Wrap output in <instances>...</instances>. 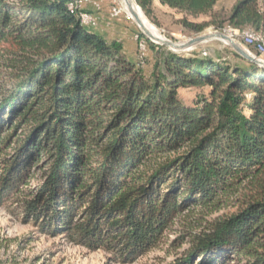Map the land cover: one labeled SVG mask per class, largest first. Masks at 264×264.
<instances>
[{
  "label": "trees",
  "instance_id": "obj_1",
  "mask_svg": "<svg viewBox=\"0 0 264 264\" xmlns=\"http://www.w3.org/2000/svg\"><path fill=\"white\" fill-rule=\"evenodd\" d=\"M155 1L193 33L227 25L264 38L257 0H135L153 22ZM80 12L74 0H0V155L14 141L0 199L44 157L25 217L120 263L159 247L185 209L234 199L196 235L187 264H264V68L233 49L174 52L140 32L159 49L146 71ZM192 87L207 93L187 104L178 91Z\"/></svg>",
  "mask_w": 264,
  "mask_h": 264
},
{
  "label": "rangeland",
  "instance_id": "obj_2",
  "mask_svg": "<svg viewBox=\"0 0 264 264\" xmlns=\"http://www.w3.org/2000/svg\"><path fill=\"white\" fill-rule=\"evenodd\" d=\"M231 1L220 0L219 4H229ZM115 3L121 8L118 15H111L113 5L109 0H74V4L81 11V23L84 26L92 30L101 31L102 29L103 35L109 41H121L126 55L135 60L141 59L143 68L149 71L154 52L159 49L157 46H151L150 43L155 42L146 35L143 34L151 42L138 38L141 30L136 22L127 16L122 0H115ZM154 8L156 22L144 16L157 28L161 36L173 42L181 43L196 35L207 34L214 30H221L227 34L235 32L231 29L232 27L223 25L219 29L210 26L200 33H193L178 22L180 14L160 6L157 1L154 3ZM82 16H94L97 19L96 26L91 22H82ZM205 17L199 16L197 20ZM140 41L141 47H145L144 50L139 48ZM227 49H232L227 43L219 39H209L178 52L224 54ZM255 55L258 54L255 53ZM259 56L264 58V55ZM206 93V87L180 88L178 91L179 97L187 104L194 103ZM13 145L14 141L0 155V160L12 152ZM43 160L44 157H40L37 164L30 168L25 182L19 186L21 191L0 199V264H187L188 251L193 246L196 235L210 228L218 219L233 213L237 208V201L234 199H230L217 210L189 207L175 218L171 228L164 234V240L159 247L150 249L133 262H115L110 253L105 250H88L68 241L62 235L49 236L43 232L38 222L25 217L23 203L29 199L28 195L37 191L43 181ZM198 261V258H192L189 264H198ZM230 262V264H242L232 260Z\"/></svg>",
  "mask_w": 264,
  "mask_h": 264
},
{
  "label": "water",
  "instance_id": "obj_3",
  "mask_svg": "<svg viewBox=\"0 0 264 264\" xmlns=\"http://www.w3.org/2000/svg\"><path fill=\"white\" fill-rule=\"evenodd\" d=\"M124 1L126 3L128 12L130 13L133 20L136 22L137 26L140 28L141 32L155 43L164 45L168 49L174 52H178V51L186 50L197 43H200V42H203L209 39L224 40L237 54H239L240 56L246 58L247 60L254 62L264 68V58L263 57H260L259 55H255V53L245 48L239 41L232 38L230 35H228L227 33L221 30H214L207 34L196 35L195 37H191L188 40L181 42V43L173 42L163 36L161 37L155 36L152 32H150L143 26L141 18L137 14V11L140 10L141 13L143 12L141 8L139 7V5L135 2V0H124Z\"/></svg>",
  "mask_w": 264,
  "mask_h": 264
},
{
  "label": "built area",
  "instance_id": "obj_4",
  "mask_svg": "<svg viewBox=\"0 0 264 264\" xmlns=\"http://www.w3.org/2000/svg\"><path fill=\"white\" fill-rule=\"evenodd\" d=\"M112 3L111 7V15H118L120 13L121 8H119L115 0H109ZM261 7H264V0H257ZM82 22H91L93 25L96 26L97 19L94 16H82ZM232 38L239 41L245 48L253 51L258 55H264V45H262L261 39L255 38L252 35H247V33L242 34H228ZM139 48L144 50L145 47H141V41L139 42Z\"/></svg>",
  "mask_w": 264,
  "mask_h": 264
},
{
  "label": "bare ground",
  "instance_id": "obj_5",
  "mask_svg": "<svg viewBox=\"0 0 264 264\" xmlns=\"http://www.w3.org/2000/svg\"><path fill=\"white\" fill-rule=\"evenodd\" d=\"M122 2H123V5H124V9H125L124 11H126L127 16L131 17L130 13H129L128 10H127V7H126V3H125V1L122 0ZM70 7H72V4H70ZM259 9L264 13V7H261V6L259 5ZM137 14H138L139 17L141 18L142 24H143V26H144L147 30H149L150 32H152L155 36H159V37H161V34H160L159 31L157 30V28L147 20V18L144 16L143 13H141L140 10L137 11ZM79 16H80V20H81V12L79 13ZM131 18H132V17H131ZM132 19H133V18H132ZM242 33H247V35H252V36H254L255 38H259V39H261L262 45H264V38H263L261 35H259V34L255 33V32H253V31L250 30V29H245L244 31H242V32H240V33H235V32H234V34H242ZM221 41H223L224 43H227V42H225L224 40H221Z\"/></svg>",
  "mask_w": 264,
  "mask_h": 264
},
{
  "label": "crops",
  "instance_id": "obj_6",
  "mask_svg": "<svg viewBox=\"0 0 264 264\" xmlns=\"http://www.w3.org/2000/svg\"><path fill=\"white\" fill-rule=\"evenodd\" d=\"M219 1L220 0H218L217 4L215 5V8H220V7L229 8L236 0H232L229 4H219ZM87 9H89V8L87 7ZM90 29H92V28H90ZM100 30L101 31H99V30H94V31H96L97 33L103 34L102 29H100Z\"/></svg>",
  "mask_w": 264,
  "mask_h": 264
}]
</instances>
